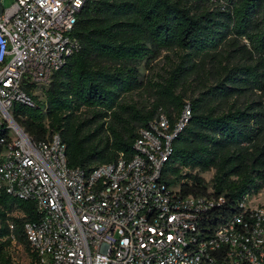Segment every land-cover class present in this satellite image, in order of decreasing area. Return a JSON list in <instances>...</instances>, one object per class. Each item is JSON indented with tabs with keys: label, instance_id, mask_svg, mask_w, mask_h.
I'll list each match as a JSON object with an SVG mask.
<instances>
[{
	"label": "trees",
	"instance_id": "trees-1",
	"mask_svg": "<svg viewBox=\"0 0 264 264\" xmlns=\"http://www.w3.org/2000/svg\"><path fill=\"white\" fill-rule=\"evenodd\" d=\"M214 1L87 0L73 32L79 50L55 74L45 100L37 98L34 107L17 105L14 115L35 139L59 131L69 165L91 170L120 153L132 156L138 129L148 126L159 107L180 114L186 102L177 91L211 62L216 83L189 101L191 118L173 140L163 168L169 185L177 183L184 167L215 169L211 195L224 200L201 214L207 233L235 216L246 196L264 188V99L236 101L249 92L264 94V0H226L211 9L208 2ZM174 49L184 58L157 84V102L149 109L128 102L126 94L145 86L140 66ZM167 114L173 122L175 115ZM186 177L190 180L179 184L182 195L208 193L203 176ZM14 207L36 218L31 200L3 194L1 236L9 233L7 212ZM25 219L15 218L14 234L31 253ZM9 243L10 238L0 242L4 264L10 262Z\"/></svg>",
	"mask_w": 264,
	"mask_h": 264
},
{
	"label": "built area",
	"instance_id": "built-area-1",
	"mask_svg": "<svg viewBox=\"0 0 264 264\" xmlns=\"http://www.w3.org/2000/svg\"><path fill=\"white\" fill-rule=\"evenodd\" d=\"M86 2L13 0L5 7L1 0L0 206L3 194L36 206V218L24 220L28 264H264V203L249 206L246 196L235 216L207 233L200 216L223 195H211L209 186L207 194L184 196L163 179L173 140L191 118L189 101L173 122L161 112L139 128L132 156L120 153L91 170L69 165L59 131L35 139L16 121L17 105L45 100L79 50L73 32ZM12 210L9 233L0 235V242L10 238V261L26 249Z\"/></svg>",
	"mask_w": 264,
	"mask_h": 264
},
{
	"label": "rangeland",
	"instance_id": "rangeland-1",
	"mask_svg": "<svg viewBox=\"0 0 264 264\" xmlns=\"http://www.w3.org/2000/svg\"><path fill=\"white\" fill-rule=\"evenodd\" d=\"M13 0H2V3L5 7L11 5ZM226 0H218L214 2H208V6L211 9H219L222 5L226 4ZM184 52L178 49L174 50H163L162 53L155 58L153 61L150 62L149 65H141V80L145 83V86L138 91L131 92L125 95V99L137 105L139 108H151L157 102V84L164 82L165 78L169 75L170 70L177 64H179L183 60ZM243 61V60H242ZM226 62H224L225 64ZM215 76H217L215 72V67L212 63H208L204 69H201L199 73H196L185 84L177 91L178 93L182 94L184 102H188L193 98L197 97L200 94V91L203 90L205 86H209L211 84H215ZM264 99V94L262 91L257 92H249L245 96H241L236 99L238 104H247L251 101H259ZM161 112L172 113L175 115L172 110L167 111L163 107H159L157 110V114ZM87 112H84L83 115L85 116ZM195 174L198 173L199 175L203 176L206 180V184L208 186H213L214 181L213 177L215 175V169L212 168L208 171L201 172L198 169H189V168H182L181 174L177 179V183L175 186L181 184V182H188L190 180L189 177H186V174ZM233 180H237V177L231 176ZM226 192V191H225ZM248 199L245 201L249 206H256L261 205L264 203V188L261 189L258 193H254L248 195ZM14 216H17L20 220L25 219V215L21 209L15 207L12 210ZM31 254L28 252L27 249L20 250L16 254V259L10 261L8 264H28L29 258Z\"/></svg>",
	"mask_w": 264,
	"mask_h": 264
},
{
	"label": "water",
	"instance_id": "water-1",
	"mask_svg": "<svg viewBox=\"0 0 264 264\" xmlns=\"http://www.w3.org/2000/svg\"><path fill=\"white\" fill-rule=\"evenodd\" d=\"M2 11V4H1V0H0V12Z\"/></svg>",
	"mask_w": 264,
	"mask_h": 264
}]
</instances>
